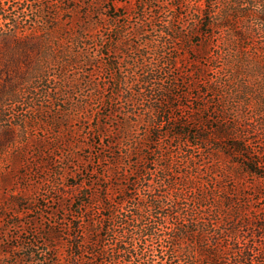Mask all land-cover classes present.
Returning a JSON list of instances; mask_svg holds the SVG:
<instances>
[{
	"label": "trees",
	"instance_id": "1",
	"mask_svg": "<svg viewBox=\"0 0 264 264\" xmlns=\"http://www.w3.org/2000/svg\"><path fill=\"white\" fill-rule=\"evenodd\" d=\"M67 1L73 4L67 6L63 0H0V128L13 131L15 124L3 123L11 115L10 108L30 104L42 116L33 119L34 124L42 122L59 131L71 121L69 111L58 119L48 107L60 91L76 85L98 91L99 85L92 78L81 81L80 76L73 77V85H68V66L93 64L87 51L61 56L55 51L61 46L59 41L67 37L91 39L90 18L100 17L102 12L95 9L93 1ZM175 1L177 11L183 3ZM81 10L91 23L85 21L76 30L73 22ZM189 13L192 20L187 29H169L166 25L159 34L170 37L173 50L179 49L177 42L185 40L206 55L214 48L224 51L226 80L208 86L209 92L218 97L214 101L225 124L194 130L191 120L181 122L167 116L166 109L172 110L173 102L179 99L176 88L180 83L167 67H176L179 57L166 56L162 42L128 40L123 44L125 51H146L139 55L140 79L134 80L118 69L115 89L108 99L91 102L88 99L99 96L86 95L77 103L82 113L98 115L102 108L116 122L113 129L103 123L88 129L94 139L108 132V168L103 175L108 185L92 192L80 180L68 188L71 192L66 191L61 185L63 169L55 168V160L48 158L44 166L54 174L48 184L62 205V217L54 214L56 221L41 233L25 230L26 240L23 232L11 234L7 228L1 229L0 264H264V244L256 240L264 238V210L252 215L249 196L236 187L225 189L220 185L224 176L228 179L234 173L223 172L222 150L216 144L224 141L229 153L240 158L238 163L245 171L257 177L258 185L264 184V151L254 146L251 134L255 127L250 122L252 112L264 115V104L252 110L250 101L253 96L263 101L264 96V0H197ZM123 17L110 15L116 22ZM114 33L121 38L125 30L117 26ZM147 33L146 22H142L128 35ZM215 40L219 44H214ZM32 49L41 53L36 68H21L29 65ZM149 50L155 51L157 62L146 61ZM242 59L245 62L241 66L250 69L255 80L263 84H257L240 68ZM206 69L203 66L198 73L204 75ZM52 81V88L35 91ZM37 98L47 100L49 105H36ZM19 124L26 128L25 120ZM169 141L180 142L174 145ZM80 144L81 148L92 146L83 135ZM205 159L214 162L204 175L199 162ZM128 165L134 167L129 171ZM261 190L255 191L262 194ZM68 202L71 208L67 210L63 206ZM92 202L108 214L93 211ZM62 222L66 235L58 228ZM19 225L18 216L14 226ZM64 238L67 254L59 251ZM153 240L161 241V246L148 244ZM39 244L45 248L40 249Z\"/></svg>",
	"mask_w": 264,
	"mask_h": 264
},
{
	"label": "rangeland",
	"instance_id": "2",
	"mask_svg": "<svg viewBox=\"0 0 264 264\" xmlns=\"http://www.w3.org/2000/svg\"><path fill=\"white\" fill-rule=\"evenodd\" d=\"M81 1H93L95 9L102 12V16L92 15V18H90L93 22L90 33L92 38L80 37L71 39L67 37L59 41L61 46L55 52L58 56H61L67 54L75 55L78 51H87L89 53L88 59L93 64L84 65L83 68L80 65L68 66L66 71V75L69 76L68 85H73V77L80 76L81 81L92 78L99 85L98 91L93 89L89 91L87 87L80 89L77 85L73 88L67 86V88H63V91H60L61 94L57 95V99L53 98L54 100L50 105L44 99L37 98L34 100L36 105L40 103L49 105L48 107L53 115L58 119L64 118V112L69 111L71 121L63 124L59 131L55 132L53 129L44 126L42 122L34 124L33 119H40L42 116L41 113L34 112L30 104H15L10 108L8 113L11 115L3 123L15 124L13 131L0 128V230L7 228L11 234L23 232V240L28 238V233H24L25 230L27 232L41 233L44 229H48L52 222L56 221L54 214L62 217V205L57 202L58 196L53 194L48 184V181L53 182L54 180L52 170H48L44 166L48 158L55 160V166L53 165L55 168L63 169L64 177L61 180V185L65 187L66 191L68 188L70 189L72 184L80 180H83L84 185H87L89 191L92 192L99 191L101 186L108 185L105 183L106 180L103 179L104 172L108 168V132L101 139H94L89 137L88 129L98 123L105 124L107 128L111 126L113 129L116 122L113 119H109L105 115L106 112L102 111V108L100 111L102 113L98 115H95L94 112L82 113L77 103L81 97L85 98L86 95L88 97L95 94L99 96L96 98L97 100L94 97L88 99L91 102L108 99V96L115 89L118 69L134 80L140 79L141 70L139 65L141 61L139 55L146 51H125L123 44L128 40H134L138 43H143L145 40L147 42L151 40L158 44L162 42L165 44L164 54L166 56L179 57L176 67H167L169 73L174 71L180 79L179 86L176 88L179 99L173 102L174 108L172 110L166 109L167 116L177 118L181 122L191 120V123L195 124V126H191V129L194 130L201 127L205 131V129L216 128L225 124L224 119L220 118L221 116L217 112L219 106L214 101L218 97L209 92L208 86L212 82L222 83L226 80L227 65L222 58L224 51L220 48H214L206 55L196 45L191 48L190 43L188 44L185 40L177 42L179 49L173 50L172 45L174 44L170 37L162 38L159 34L166 25L170 26L169 29L175 27L187 29L188 24L192 20L189 12L194 9L197 0H182L183 7L177 11L174 9L178 4L175 0ZM63 2L67 6L73 4L67 0H63ZM115 5L117 8H114ZM115 14H123L124 17L118 22L112 21L110 15L114 16ZM96 20L98 25L95 24ZM85 21L86 23H91L88 22L81 10L73 22L76 30H79L78 27L83 25ZM142 22H146V31H148L146 36L135 37L128 35L133 29L140 26ZM117 26H122L125 30L121 38H118L114 33ZM112 29H114V32ZM213 43L219 44V41L215 40ZM87 46L88 48H86ZM249 52L251 53V51ZM29 54V65L25 67L23 64L21 68L32 70L36 68V62L41 53L32 49ZM156 58L154 50L147 51L146 61L148 63L157 62ZM60 60L62 61V58ZM242 62H245V60L242 59L241 62L239 60L240 68L249 74V78H252L257 84H263L262 81L258 80V83L255 80V77L251 75L250 69L241 66L240 63ZM203 66L207 69L204 75H200L198 70ZM52 74L54 76V73ZM53 76H50V78ZM54 84L55 81L50 84L39 85L35 91L40 92L47 89V86L52 88ZM133 87L137 89L138 85L134 83ZM261 97L263 101L254 96L250 99L252 110H256L262 103L264 104V96ZM63 102H69V104L64 105L62 104ZM140 111L144 113L143 110ZM261 114V112L251 113L250 122L255 127V132L251 134V139L257 149L260 148L264 151V126L260 124H264V115ZM85 115L89 117L87 116L84 119ZM227 117L229 118V116ZM21 119L26 121L25 129L19 124ZM218 120L221 122L220 124L217 123ZM141 130L142 128L140 127L139 131L141 132ZM152 133L153 131H150L151 136H153ZM81 135L84 136L89 144L92 143L91 147L85 146L81 148ZM179 142L169 141L168 143L176 145ZM216 144H220L222 150L220 163L224 168L223 172L234 173V176L228 179H224V176L220 185L225 189L236 187L242 195L249 196L252 202L250 206L251 214L257 215L259 211L264 210V184L258 185L257 177L245 171L244 166L238 163L240 158H235L229 153L230 150L227 149L224 141ZM213 162L208 159L199 162L202 170L201 174L205 175L208 173ZM129 167L133 168L134 166H126V169L130 171ZM260 187L262 188V194L255 191ZM69 203L63 206L67 210L71 208ZM91 209L98 211V213L101 212L102 215L108 214L107 211H102L100 205L95 202H92ZM18 216L20 225L14 226V219H18ZM34 219L36 222H33ZM63 224V222L59 224L58 228L60 232L66 235L67 231L64 230ZM256 240L258 243L264 244V238L257 237ZM148 244L152 247H157L158 244L161 246V241L153 240L149 241ZM39 245L40 249L45 248L42 244ZM59 251L62 254L68 253L66 238H64L63 244L60 243Z\"/></svg>",
	"mask_w": 264,
	"mask_h": 264
}]
</instances>
